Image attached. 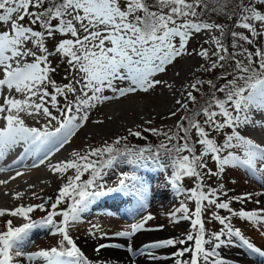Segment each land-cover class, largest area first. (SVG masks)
<instances>
[{
    "label": "snow or ice",
    "instance_id": "obj_1",
    "mask_svg": "<svg viewBox=\"0 0 264 264\" xmlns=\"http://www.w3.org/2000/svg\"><path fill=\"white\" fill-rule=\"evenodd\" d=\"M201 33L210 38L204 41L209 47L201 46L195 53L205 62L200 68L219 72L189 86L187 102H176L183 115L167 131L145 129L163 139L155 145L129 146L122 144L127 137H119L52 165L54 174L67 178L50 205L51 197L36 205L0 209V218L22 220L19 226L12 219L4 221L0 264H107L90 260L70 229L98 201L114 194L135 200L129 215L144 210L149 188L137 174L141 169L165 173L177 196L194 202V211L181 201L170 214L174 222L190 221L193 231L138 249L128 244V253L153 262L167 258L173 264H227L220 250L238 240L249 253L264 258L261 247L233 228L230 216L219 214L225 210L251 222L264 236V209L234 211L232 200L244 202L251 194L225 200L223 184L218 188L206 184V178H220L228 167L244 169L252 179L264 182V144L243 134L248 129L264 131V0H0V159L22 147L21 159L40 156L43 164L83 127L97 104L138 90L147 93L159 85L155 76L176 58L192 55L188 44ZM49 41L54 42L51 50ZM51 57L66 65V83L52 78L60 63L53 66ZM26 117L40 126H29ZM129 135L147 139L132 130ZM122 165L132 171L119 172L109 185L106 177ZM70 171L72 175H67ZM186 178L193 187L183 186ZM37 209L45 213L40 219L32 215ZM206 212L222 226L219 231L206 228ZM153 219L151 214L141 216L114 235L131 241L138 233L161 230L162 226L145 227ZM43 228L59 235L57 246L27 251L33 230ZM122 247L100 244L95 251ZM168 248L175 251L168 257L159 254Z\"/></svg>",
    "mask_w": 264,
    "mask_h": 264
},
{
    "label": "rangeland",
    "instance_id": "obj_2",
    "mask_svg": "<svg viewBox=\"0 0 264 264\" xmlns=\"http://www.w3.org/2000/svg\"><path fill=\"white\" fill-rule=\"evenodd\" d=\"M227 23L229 22L227 21ZM209 38L210 34L206 35L201 33L195 35L188 44V51L193 52V54L176 58L172 64L166 67L164 72L158 73L155 76V79L161 81V83L154 89L149 90L147 93L138 90L135 93H130L125 97H120L119 99H112L110 101L97 104L89 111V118L86 122H84L83 127L77 129L79 132L76 130L75 135L71 137L72 140L70 139L69 141L70 143L68 142L64 145L66 148L63 147L60 151L55 152L56 154L53 153L49 155L43 164H40L38 161L39 166H37V168H41L40 172L42 171L43 174L51 177V166L63 161L66 156L71 155L73 152H80L84 154L90 148L101 147L106 142L113 143V141L119 137H127V139H129L131 136L129 135V130L139 132L145 129L157 128L167 131L179 120L180 116L183 115L182 111H177L180 109V105L176 102L177 100H180L181 102H187L185 100L187 91H192L189 86L197 79H213L219 72V70H216L212 73L204 72L203 69L200 68V65L204 64L205 62L201 57L195 54L200 50L201 46L205 48L209 47L208 44L204 43V41ZM53 44V41L48 42V47L50 50L53 48ZM50 59L52 60L53 66H56V64L60 63L58 57H51ZM65 67L66 65L60 63V67L58 68L57 72L52 76V78L56 80L58 84L67 82L64 80V76L67 74L65 72ZM202 90L206 91L207 85H205ZM195 93L196 96L199 97L198 99H200V93ZM105 94L113 95L110 91H106ZM190 106L191 104H189V107ZM173 111H177V115L175 117L171 116ZM26 121L31 122L29 126H40L34 119L30 117H27ZM149 121H151V123H149ZM41 123H43V121H41ZM93 131L94 133H92ZM243 134L250 138L253 137L256 140L259 139L253 134L250 135L249 130L245 131ZM260 139L264 140V135H262ZM128 145L130 146V143H128ZM62 149L64 153L62 152ZM20 154L23 155V148L17 147L13 150H10L5 155V158H11L15 156L21 158L22 155L19 156ZM53 155L56 158H54ZM28 157L29 156L19 160L25 161V159H28ZM26 166L27 163H21V165H18L17 169H12L10 172H0V187H3L2 190H0V193H2L0 195L1 209L12 210L14 207H19L21 205L29 206L43 203L44 200L48 199L49 197L53 198V196L56 195L59 188L61 187L62 182L67 178L66 176L61 177L59 174V176H56V179H53L49 182V185L47 182H37V184H35V182L29 183V185L34 187L32 190H34L36 187L37 188L34 192L35 195L29 194L27 196L28 198L26 197L25 199L24 192L27 189V181L20 180V176H17V172L24 171ZM209 166L213 169V171L216 170L215 164L213 162L210 161ZM234 170V168L228 167L220 178L215 176L206 178V184L212 188H218L220 184H223L224 190L228 193L227 197H221L225 200L230 197H242L246 194H251V199L244 202L232 200L230 207L234 211L238 212L240 210L253 211L264 209V182L256 181L246 174L244 169L236 168L237 171L244 174L243 178L240 177V179L237 175L240 173L237 171L234 173ZM121 171H132V169L128 165L117 166V168L113 172H110L109 176L106 177L109 185L113 184L117 174ZM144 172L145 170L141 169L138 170L137 174L143 176L142 174ZM71 174L72 172L70 171L67 175ZM164 175L165 179H162L161 182H158L161 179L159 175L154 180H149L147 177L144 178L149 188L148 199L146 202L147 207L135 217L129 215V210L135 206V200L131 197H125L122 194H114L112 196L106 197L107 199L104 201V203H102V205L100 203H96L87 213L82 214L81 220L71 227L70 235L76 242L77 246L90 260L106 261L107 264H118V251L126 252L129 255L126 250L128 244H132L134 248L138 249L142 247L143 244L149 243L151 241L154 242L172 237H181L186 232L193 231L191 229L190 221L179 219L178 222H174L171 219L170 214L175 212V210L180 206L181 201L186 203L188 207L194 211V202L187 201L183 196H177V194L174 195L173 193L175 192L168 183V176L165 173ZM10 177L13 178L10 179ZM84 178L86 179L87 175H85ZM3 182L6 183L4 184ZM182 183L185 188H191L194 186L193 181L187 178ZM6 184L14 186L13 188L6 190L4 189V185ZM159 188H162L161 191L165 192V196L169 192L174 196H171V199L168 198L169 200L165 202L166 199L158 197L156 194V190ZM17 194H22L20 198L24 197V200L16 199V201L14 197H16ZM122 197L128 199V202L124 203L123 205L121 202H118L119 198ZM162 199L164 203L161 205ZM257 200L260 201L258 204L255 202ZM50 201L51 199H48V205H50ZM119 210H122L123 214H121ZM40 213L41 211L37 209L32 214L33 218L40 219L41 217H38ZM148 214H151L154 219L148 221L145 227L150 229H159L160 226H162L161 230L142 232L143 234L138 233L137 236L131 241H126L124 238H119L114 235L116 232L126 229L130 223L139 220L141 216ZM219 214L222 216H230L233 228L240 229L241 233L245 236V238L249 239L250 242L253 240L260 244L258 239L264 242V236L260 234V230L257 229L256 225L252 224L251 222L241 220L238 216H231V214L225 210H219ZM181 215V213H177V217H180ZM8 219H12L17 226L22 223L21 219L5 216L0 218V229L3 227L4 221ZM57 219L59 220V218ZM204 219L206 228L208 230L219 231L222 228V226L219 225L217 221L210 220V212L205 213ZM53 231L54 230L47 228L34 229L30 235L26 250L36 251L39 249H48L57 246L60 237L59 235H53ZM142 235H145V238L137 240L138 237ZM145 239H148V241L144 242L143 240ZM115 243L124 245V247L119 249L104 248L101 249L99 254L95 251V248L100 244ZM262 247L264 249V243ZM173 251H175V249H163L159 250V254L163 257H168ZM220 252L221 257L226 260L227 264H264V258L258 259L255 255L249 253V260L246 259L243 261V259L238 254L247 252L245 248L240 246V242L238 240L234 241L232 246L223 247ZM137 257L138 256H133L131 254V258L135 259ZM141 259H145L147 264H160L165 261H169L170 264H173V261L167 258L157 262L150 261L147 257H141Z\"/></svg>",
    "mask_w": 264,
    "mask_h": 264
},
{
    "label": "bare ground",
    "instance_id": "obj_3",
    "mask_svg": "<svg viewBox=\"0 0 264 264\" xmlns=\"http://www.w3.org/2000/svg\"><path fill=\"white\" fill-rule=\"evenodd\" d=\"M193 63V62H192ZM193 65V64H192ZM188 67V66H187ZM190 69V68H189ZM192 69V68H191ZM183 71V70H182ZM175 79H177V78H175ZM175 83V82H174ZM181 84V83H180ZM172 85V84H171ZM182 85V84H181ZM27 118V117H26ZM257 118L259 119V116H257ZM26 123L29 125L31 122L30 121H26ZM37 126V125H36ZM98 128V127H97ZM78 129H80V128H78ZM249 131H250V135H255V136H257L259 139H255V138H253L252 137V139H254L256 142H258V143H262V144H264V140L263 139H260L261 137H262V135H264V131H262L261 129H259V128H256V129H248ZM78 131V130H77ZM79 132V131H78ZM77 132V133H78ZM95 132H97V131H95ZM100 132V131H99ZM92 133H94V131L92 132ZM94 135V134H93ZM96 135V134H95ZM83 136V135H82ZM91 136H92V134H91ZM102 136V135H101ZM72 140V139H71ZM74 142V141H73ZM70 143V142H69ZM76 143V142H75ZM72 144V143H71ZM69 145V144H68ZM71 146V145H70ZM65 147V146H64ZM66 148V147H65ZM61 150V149H60ZM62 152H63V149H62ZM64 153V152H63ZM56 154V153H55ZM54 154V155H55ZM22 154H20L19 156H21ZM51 155V154H50ZM53 155V156H54ZM62 155V154H61ZM40 156H29L28 157V159H25V161L24 160H19V159H21L20 157H18V156H15V157H11V158H6L5 160H1L0 159V164H5V161L7 162L5 165H4V167H11L10 169H6V170H3V171H1V172H5V171H8V172H10L12 169H17L18 168V165H19V163H20V165H21V162H23V163H27V166H26V169L24 170V171H20L19 173H21V175H17V176H20L19 178H20V180H25V181H27L26 182V184H27V189H26V191L24 192V197H25V199H26V197L29 195V194H31V195H33L34 194V192H35V190H36V188L34 189V190H32L34 187H32L31 185H29V183H34L35 182V184H37V182H41V183H46L47 182V184L49 185V182L50 181H52L53 179H56V176H59V173H53L52 172V176L51 177H49V176H47L46 174H43L42 173V171L40 172V170H41V168H37V166H33L34 164H38V161L41 159V158H39ZM54 158H56L55 156H54ZM53 158V159H54ZM50 159H52V158H50ZM71 159H73V156H72V154L71 155H68V156H66L64 159H63V161L65 160V161H68V160H71ZM53 161V160H52ZM51 162V161H50ZM52 163V162H51ZM57 163V162H56ZM53 164V163H52ZM49 165V164H48ZM45 167V166H44ZM42 169H43V167H42ZM46 173V172H45ZM49 173V172H48ZM12 176V175H11ZM16 176V175H15ZM31 176V177H30ZM28 177H30V178H28ZM8 178V177H7ZM11 178H13V177H10V179ZM18 178V179H19ZM3 180V179H2ZM4 183V182H3ZM6 183V182H5ZM4 183V184H5ZM41 183H39V184H41ZM39 184H38V186H39ZM1 185H2V182H1ZM9 186V187H8ZM13 186L14 185H4V189H6V190H9V188H13ZM2 188L3 187H0V190H2ZM48 188H49V186H48ZM17 189V188H16ZM51 189V188H50ZM33 192H32V191ZM39 190V189H38ZM40 191V190H39ZM48 191V190H47ZM40 193V192H39ZM2 193H0V195H1ZM37 196V195H36ZM24 197L23 198H20L21 200H24ZM15 198V197H14ZM28 198V197H27ZM15 200H16V198H15ZM17 200H19V199H17ZM16 200V201H17ZM14 208H16V207H14ZM0 209H1V207H0ZM143 234V233H142ZM153 235V234H152ZM155 237V236H154ZM257 237V236H256ZM143 238H145V235H142V236H140V237H138V239L137 240H141V239H143ZM150 239V238H149ZM151 240V239H150ZM144 242L145 241H148V239H145V240H143ZM258 241L260 242V244L258 243V242H256V241H253L252 240V243L254 244V245H256V246H258V247H261V249L262 250H264L263 249V241H261V240H259L258 239ZM152 242V241H151ZM143 243V242H142ZM245 250H246V252L247 253H239L238 255L243 259V261H245L246 259L247 260H249V255H248V253H249V251L245 248ZM249 254H251V253H249ZM111 256V255H110ZM258 259L260 258V257H258V256H256ZM117 259H118V264H147L146 263V260L145 259H141V257L140 256H138L137 258H131V254L129 253V255L126 253V252H120V251H118V257H117ZM113 260V259H112ZM144 260V261H143ZM126 262V263H125ZM153 263V262H152ZM160 264H170L169 263V261H165V262H163V263H160ZM172 264V263H171Z\"/></svg>",
    "mask_w": 264,
    "mask_h": 264
},
{
    "label": "trees",
    "instance_id": "obj_4",
    "mask_svg": "<svg viewBox=\"0 0 264 264\" xmlns=\"http://www.w3.org/2000/svg\"><path fill=\"white\" fill-rule=\"evenodd\" d=\"M214 19H218L219 20V22H221V23H227V21L225 20V19H223V18H216V17H214ZM193 94L194 95H196V93H195V91L193 92ZM197 98H199V97H197ZM192 107V105L190 106V108ZM140 133H141V135L143 136V137H147V139H140V138H137V137H133V136H130L129 137V139H127V141H122V144H124V143H130V146H132V145H136V146H144V145H146V144H153V145H155V144H158L160 141H161V139H163V137H158V136H155V135H153L151 132H149V131H145V130H141V131H139ZM237 170L235 169L234 170V173L236 172ZM237 172H239V171H237ZM240 174H237L238 175V177L240 178V177H242L243 178V176H244V174L243 173H241V172H239ZM72 175V174H71ZM143 176V179L145 178V177H147L149 180L150 179H152V180H154V179H156L157 177H158V175L161 177V179H160V181H158V182H161V180L163 179V176H164V173H161V172H158V171H145L143 174H142ZM241 179V178H240ZM66 180V179H65ZM65 181H63L62 182V184L64 183ZM61 184V185H62ZM162 190V188H159V189H157L156 190V194L158 195V197H161V198H163V199H166V201L165 202H167L169 199H171V196L173 197L174 195L172 194V193H168L166 196H165V192H162L161 191ZM58 193V192H57ZM57 193H56V195H57ZM55 195V196H56ZM55 196H53V198L51 199V201H50V204L53 202V200L55 199ZM165 196V197H164ZM169 198V199H168ZM163 199H162V203H161V205L164 203L163 202ZM45 215V213H43V212H41L39 215H38V217H42V216H44Z\"/></svg>",
    "mask_w": 264,
    "mask_h": 264
}]
</instances>
